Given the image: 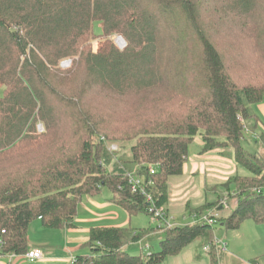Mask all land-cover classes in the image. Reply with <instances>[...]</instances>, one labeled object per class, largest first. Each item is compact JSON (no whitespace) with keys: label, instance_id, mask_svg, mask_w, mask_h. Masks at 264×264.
I'll return each mask as SVG.
<instances>
[{"label":"trees","instance_id":"trees-1","mask_svg":"<svg viewBox=\"0 0 264 264\" xmlns=\"http://www.w3.org/2000/svg\"><path fill=\"white\" fill-rule=\"evenodd\" d=\"M262 101L264 0H0V255L28 251L34 221L72 227L82 197L102 187L129 217L147 214L107 148L116 142H132L140 174L158 166L157 205L169 178L184 173L194 137L202 154L229 149L247 174L223 183L235 205L212 218L226 230L264 224V160L241 144L243 122L259 121L251 105ZM215 228L91 226L88 252L72 264H158L194 241L211 245ZM156 231L158 250L125 251ZM207 254L220 264L217 246Z\"/></svg>","mask_w":264,"mask_h":264},{"label":"rangeland","instance_id":"rangeland-1","mask_svg":"<svg viewBox=\"0 0 264 264\" xmlns=\"http://www.w3.org/2000/svg\"><path fill=\"white\" fill-rule=\"evenodd\" d=\"M94 31L99 33L101 31V26L99 22L94 23ZM116 34H112L109 38L116 42L117 37ZM98 40L97 37L92 39V42L95 43ZM118 45V44H117ZM71 60L70 59H63L59 63V67L62 69L68 68L70 66ZM264 107V101L258 104L251 105V109L258 114L264 122V108L263 110L260 107ZM260 119V118H259ZM263 122L256 123L254 126L253 120H246L243 122L244 124V136L241 141L243 148L253 154L258 155L264 160V144L263 140L261 139V133H264V125L262 126ZM38 131H43V126L41 124L37 125ZM117 146V150L112 153L113 161L119 163L122 167L125 168L127 172H136L137 166L135 163L130 161V145L132 142H116L114 143ZM201 141L200 137H194L193 142L188 147V156L185 165L184 173L180 176H173L168 180V188H167V202L165 203L166 209V216L174 215L176 217L175 222L176 224L186 225L189 224L191 221V214H202L206 215L207 213L212 214L213 216L222 215L225 211H227L230 207L235 205V200L231 197L229 199V195L223 188V183L229 177L233 175H244L247 174L246 169L237 165L235 161L232 160L231 155L229 154V149L224 150L227 154L223 159L224 167L216 166L212 163V159L214 157L204 159V157H210L211 155H218V153L213 152L202 154L197 152L199 147L201 148ZM220 157V156H219ZM226 158H230L226 159ZM206 163L208 164L209 168H211V172H207L208 175L204 177L205 184L204 187L201 188L200 184L202 181L198 182L199 175L206 172L205 167ZM235 165L233 168L232 162ZM111 166H109L110 168ZM216 167H218L216 169ZM217 170V171H216ZM232 191L231 193H233ZM219 195V196H218ZM228 195V196H227ZM112 193L108 187H102L100 192L94 196H84L82 197L80 203L78 204V212L80 213V218H90V214L88 217L86 213L89 209L94 210V217L92 220L88 219L92 226H130L132 228H145L153 225L154 223L150 220L148 214L140 212L132 216H128L126 211L117 206L111 201ZM218 198V206L219 208H208L201 212H196L194 209L198 208L206 201H212ZM95 201L96 205H91L88 201L90 200ZM229 199V200H228ZM116 205V206H115ZM224 207L223 211H218L221 209L220 207ZM112 209H117L116 211H112ZM183 215L185 217H183ZM248 223H252V220H244ZM34 224H30L28 227V233H31V229L38 225V222ZM89 226V225H88ZM154 226V225H153ZM152 227V226H150ZM245 227V226H244ZM217 229L215 232V237L220 238L221 235L225 233L226 229L221 230L220 228L216 227ZM233 230H226V238H234V247L227 246L228 252L221 255L220 264H264V238H261L260 232H254L253 235L255 237H244L242 238L240 235L247 234L246 228H242L240 232H235L232 234ZM158 233V231L153 232ZM152 233V234H153ZM162 233V232H161ZM31 235V234H30ZM232 235H237L232 236ZM39 235H33L34 238H38ZM163 235L160 234L159 236L156 234L148 235L144 239L141 240V243H135V245H128L125 247V251L129 254H138L140 252V248L145 245H150V250H158L159 248V239ZM261 239V240H258ZM245 240V241H244ZM249 240V242H248ZM258 240V241H257ZM207 243V241H194L193 243L187 245L182 250H180L177 254L168 255L161 263L158 264H208L209 263V254L202 250V244ZM245 243L248 245V248L245 249ZM250 243V245H249ZM237 245L241 246L240 250H238ZM232 250L234 251L232 253ZM81 254L87 253L88 248H83L80 251ZM146 253V252H145ZM79 254V253H76ZM75 254V255H76ZM255 254V255H254Z\"/></svg>","mask_w":264,"mask_h":264},{"label":"crops","instance_id":"crops-1","mask_svg":"<svg viewBox=\"0 0 264 264\" xmlns=\"http://www.w3.org/2000/svg\"><path fill=\"white\" fill-rule=\"evenodd\" d=\"M263 108H264L263 106L260 107V109H262V110H263ZM257 116H258V118H260L257 123H260V125H261V122H263V120L261 119V117L258 114H257ZM263 125H264V122H263L262 126ZM197 152H200V147H199ZM208 153H211V152H208ZM215 153H217V152H215ZM203 154H206V153H203ZM211 154H213V152ZM211 157H214L212 159L213 160L212 163H214L216 166L224 167L223 164H226V163H223L224 162L223 159L225 157L220 155L219 153H218V155H211L210 157H204V159H207V158L211 159ZM226 159L231 160L230 158H226ZM209 163L210 162L206 163V161H205L206 172H204V174L201 173L199 175V179H198L199 181L198 182L202 181V183L200 184L201 188L204 187V184H205V179L203 176L206 177L208 175L207 172H211L210 170L212 167L209 168V166H208ZM231 164L233 165V168H235V165L233 164V162ZM217 168L218 167H216V169ZM88 202L92 206L96 205L95 201H93L92 199ZM116 210L117 209H112V211H110V212H113ZM86 213H88V214H86L87 217L90 214V218L88 217V219L92 220L94 217V214H95L94 210L89 209ZM79 214L80 213L78 212V208H77V212H76V215H75L74 221H73L74 225L70 228L44 229L41 227V225L38 221L35 222V223L38 222V225H36L35 227H33V229H31L32 230L30 233L31 235L29 233L27 235L28 250H30V249H41V251H42V258L41 259L34 260V261H28L23 256V254H20V255H0V264H72V260L75 257V254L81 253L80 251H82L83 248H87L85 246V244H86L88 237H89L88 236L89 228L92 226V224H90V222H92V221H88L87 218L86 219L82 218V217L80 218ZM32 224H34V222ZM153 225H155V224H153ZM153 225H150V226H153ZM122 227H124V225ZM218 228H220L221 230L225 229L222 226V224L219 225ZM242 228H246V231H247V234L243 233L242 235H240L242 238L247 237V236L248 237H251V236L255 237L256 235H258V233L256 235H253L254 232H260V235H258V236H262L261 238H264V224H255L254 222L248 223L247 221H243L237 229L230 231V232H232V234H235V232H240V230ZM216 229L217 228H215V230ZM35 234L39 235L38 238L33 237V235H35ZM153 234H156V236L157 235L159 236L162 233H161V231H158V233H153ZM153 234H151V235H153ZM225 234H226V230H225V233L223 235H221L219 239H222L223 241H225L227 243V246H230V243H231V247H233V249L235 250L234 238L231 237V238L227 239ZM214 236H215V232H214ZM232 236L236 237L237 235H232ZM161 238L159 239V241L161 240ZM258 240H261V239H258ZM248 242H249V240H248ZM135 243H137V242H135ZM135 243L129 244V245H135ZM138 243L140 244L141 240L138 241ZM249 245H250V243H249ZM143 247L144 246H142L140 248L139 253H145V252L148 253L151 251L150 245H148L147 250H145ZM237 247H238V250H240V248H242L239 245H237ZM244 248L245 249L248 248V245L246 243H245ZM227 252H228V248H227L226 252L222 253V255L227 253ZM233 252L234 251L232 250V253Z\"/></svg>","mask_w":264,"mask_h":264},{"label":"built area","instance_id":"built-area-1","mask_svg":"<svg viewBox=\"0 0 264 264\" xmlns=\"http://www.w3.org/2000/svg\"><path fill=\"white\" fill-rule=\"evenodd\" d=\"M116 42L118 44L119 48H123L125 46L124 40L120 36H116ZM122 39V43H119V39ZM102 140H104L103 137H101ZM108 150L113 153L117 150V146L114 143H110L107 146ZM137 171L136 172H127V179L129 188L132 193L140 194L144 197L145 203H146V212L148 216L150 217L151 221L157 225L158 227H174V226H182L181 224H176L175 219L176 217L174 215L166 216L167 212L165 209V204L157 205L154 201L153 195L150 192L151 188L155 185V181L152 177L157 172V165H147V171L148 175L145 176L143 174H140L138 171L140 167L136 165ZM261 189H257L256 191H260ZM262 191H264V188H262ZM191 217V221L189 224H199V223H207L212 226L219 227L221 225L218 223L213 217L212 214L207 213L206 215L202 214H191L189 215ZM183 217H185L183 215ZM1 244V239H0ZM211 245H215L219 248V250L223 253L227 251V243L223 241L222 239L214 237ZM210 244L205 245L202 250L205 252H208L210 249ZM145 250L148 249V245H145L143 247ZM23 256L28 261H34L42 258V251L41 249H30L26 251ZM73 262V260H72Z\"/></svg>","mask_w":264,"mask_h":264},{"label":"bare ground","instance_id":"bare-ground-1","mask_svg":"<svg viewBox=\"0 0 264 264\" xmlns=\"http://www.w3.org/2000/svg\"><path fill=\"white\" fill-rule=\"evenodd\" d=\"M118 41H119L120 44L122 43V39L121 38Z\"/></svg>","mask_w":264,"mask_h":264},{"label":"water","instance_id":"water-1","mask_svg":"<svg viewBox=\"0 0 264 264\" xmlns=\"http://www.w3.org/2000/svg\"><path fill=\"white\" fill-rule=\"evenodd\" d=\"M125 42V41H124Z\"/></svg>","mask_w":264,"mask_h":264}]
</instances>
